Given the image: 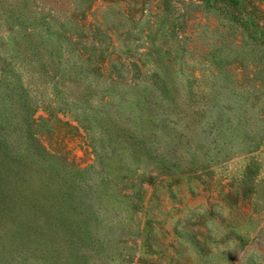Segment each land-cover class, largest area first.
I'll return each instance as SVG.
<instances>
[{"label":"rangeland","instance_id":"374dc122","mask_svg":"<svg viewBox=\"0 0 264 264\" xmlns=\"http://www.w3.org/2000/svg\"><path fill=\"white\" fill-rule=\"evenodd\" d=\"M0 264H264V0H0Z\"/></svg>","mask_w":264,"mask_h":264}]
</instances>
